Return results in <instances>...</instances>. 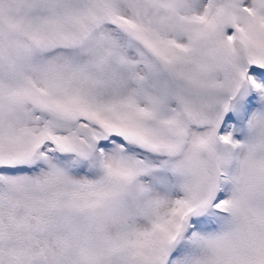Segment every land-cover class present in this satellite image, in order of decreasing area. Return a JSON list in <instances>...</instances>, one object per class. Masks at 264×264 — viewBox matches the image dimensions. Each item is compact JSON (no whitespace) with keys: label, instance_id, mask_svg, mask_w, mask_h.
<instances>
[{"label":"snow or ice","instance_id":"6c2138e0","mask_svg":"<svg viewBox=\"0 0 264 264\" xmlns=\"http://www.w3.org/2000/svg\"><path fill=\"white\" fill-rule=\"evenodd\" d=\"M0 264H264V0H0Z\"/></svg>","mask_w":264,"mask_h":264}]
</instances>
